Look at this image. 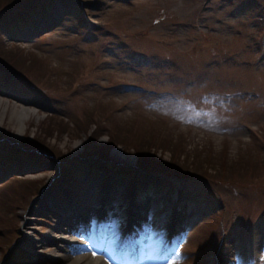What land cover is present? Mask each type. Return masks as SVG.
<instances>
[{"label":"rangeland","instance_id":"rangeland-1","mask_svg":"<svg viewBox=\"0 0 264 264\" xmlns=\"http://www.w3.org/2000/svg\"><path fill=\"white\" fill-rule=\"evenodd\" d=\"M10 2L16 0H0V10ZM49 2L51 7L40 11L48 14L46 20L17 9L0 15V58L29 79L0 78V105L6 106L0 115V198L19 194L11 212L0 199V264H38V255L47 259L43 264H55V249L66 250L48 233L62 215L82 221L76 212L87 215L91 252L108 262L109 254L116 252V261L122 248L125 254L142 242L149 249L140 264H210L213 258L216 264H264V0ZM16 19H26L21 29L12 27ZM13 105L36 111L24 121L21 136L10 118ZM120 131L133 133L131 145H153L134 153L129 145L125 150L114 143L105 159L93 151L94 143L114 141ZM136 157L156 161L162 172L194 184L185 187L179 180L172 189L167 182L169 195L179 192L177 202H168L171 196L158 189L145 195L141 185L136 201L133 181L125 187L122 167ZM185 159L204 166L177 164ZM64 168L74 170V180L65 178ZM108 172L111 184L114 176L121 178L110 199L119 196L122 202L106 208L109 216L103 219L93 205L105 195L95 189ZM31 179L40 181L36 196L42 188L44 195L28 207L31 198L25 202L24 197ZM55 179L71 183L57 189ZM67 196L80 207L71 200L61 205ZM144 201L147 210H141ZM174 204L178 210L170 228ZM130 208L125 226L130 224L126 233L132 236L126 242L123 222ZM28 209L35 213L29 226L35 225L39 238L46 233L34 243L39 248L21 234ZM190 212L197 216H187ZM71 247L73 256L85 253Z\"/></svg>","mask_w":264,"mask_h":264},{"label":"bare ground","instance_id":"bare-ground-1","mask_svg":"<svg viewBox=\"0 0 264 264\" xmlns=\"http://www.w3.org/2000/svg\"><path fill=\"white\" fill-rule=\"evenodd\" d=\"M0 115L2 116L4 111L6 110V106L0 105ZM36 113V111L34 109H30L28 107H18L17 105H13L10 111V118L14 121L15 120V125L14 128L16 129V132L18 133V136L20 135V133L24 130V121L30 117L32 114ZM1 119V118H0ZM17 136V134H16ZM17 136V137H18ZM21 136V135H20ZM79 145V144H77ZM81 146V145H80ZM115 153H117L120 157H122L121 153L114 151ZM128 161V159H127ZM68 199H72L71 197L67 196ZM75 201V200H72ZM31 214V213H28ZM29 221H31V219L24 217V223L28 226L25 227V236L26 237H30L33 234V228L34 227H30L29 226ZM62 227L59 228V226H55V228H52L51 230H55L54 232L49 231V236L53 237V238H57V240L53 239L54 242H57L58 244L61 243L62 246L65 247V252H62L58 249L55 253H53L52 255L54 257H56L55 264H59L58 260H66L67 262H69L68 264H106L105 260L103 258V256L100 255H95L93 253L90 252H86L84 254H76L77 256H73L70 249H72L71 244H75L76 247H80L81 244H83L81 241H79L80 243H77L75 240H68L67 237H69L70 239H75L74 237H71L70 234H80L81 231H84L83 228H81L80 230H76V231H68V230H62ZM60 231V232H59ZM33 236H35L33 234ZM66 241H69V243H67ZM37 241H34L33 243H35ZM40 243V242H39ZM51 243V242H50ZM56 244V243H55ZM35 247H39V244H36ZM69 250V251H67Z\"/></svg>","mask_w":264,"mask_h":264},{"label":"trees","instance_id":"trees-1","mask_svg":"<svg viewBox=\"0 0 264 264\" xmlns=\"http://www.w3.org/2000/svg\"><path fill=\"white\" fill-rule=\"evenodd\" d=\"M0 47H3V46H0ZM4 52H5V50H4ZM2 53V51H0V54ZM6 63H8V62H6L5 60H3V59H1L0 58V65L1 66H4V68H6L7 70H9L11 67L10 66H8V65H6ZM0 66V71L1 72H4V73H8L7 71H5L2 67ZM79 121V120H78ZM90 121V120H89ZM91 122V121H90ZM79 124V123H78ZM112 133V132H111ZM131 134H133V133H131V132H128L127 133V135H123L122 136V134H121V131H120V134H118L117 136H116V138L114 139V141H109V142H106L105 144H97V143H94V141L95 140H93L92 139V137H91V141H90V143L89 144H93V146L92 147H94L95 149H93V151H95V152H101V153H103V154H106L108 151H109V149H110V147H112L113 146V144L115 143V144H118V143H120V144H123V145H125V147H127L128 145H130L131 146V144L130 143H133L132 142V140L130 139V137H132L133 135H131ZM40 142V140H35V142ZM138 141H140V140H138ZM35 145H38L39 146V144H35ZM142 145V146H141ZM145 145H147V144H138V149H136V151L137 152H141L142 150H144V151H147L146 149H147V147L145 146ZM148 145H150V144H148ZM153 145V144H152ZM159 147H162V146H160V145H158ZM90 149V148H89ZM138 150H140V151H138ZM85 151H86V149H85ZM179 151H180V149H179ZM193 161V160H192ZM169 163H171V162H169ZM176 163V162H175ZM174 163V164H175ZM201 163V162H200ZM159 164V163H158ZM177 164H181V163H177ZM194 166H197V167H199V168H201L202 166H204V165H202V164H194V162L192 163ZM187 165V164H186ZM206 166V165H205ZM203 173L205 174V172L203 171ZM38 181L37 182H33V189L31 188V189H29V192H27V193H33V191L35 190V189H38ZM22 191H23V189H22ZM26 193V194H27ZM22 194H24V193H21L20 194V196H22ZM25 194V197L27 196ZM19 195V194H18ZM18 195H16V196H12V195H10L9 196V198H10V200L8 199V195L6 196V198H4L1 202H5V204H4V209L7 211V212H11L12 211V209H13V205L15 204V201H12L14 198L15 199H17V196ZM23 197H24V195H23ZM8 220V219H7Z\"/></svg>","mask_w":264,"mask_h":264},{"label":"snow or ice","instance_id":"snow-or-ice-1","mask_svg":"<svg viewBox=\"0 0 264 264\" xmlns=\"http://www.w3.org/2000/svg\"><path fill=\"white\" fill-rule=\"evenodd\" d=\"M170 264H178V262L173 260V261H170Z\"/></svg>","mask_w":264,"mask_h":264}]
</instances>
